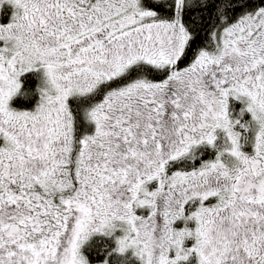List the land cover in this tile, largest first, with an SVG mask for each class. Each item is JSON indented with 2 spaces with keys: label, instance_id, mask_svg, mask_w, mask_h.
I'll use <instances>...</instances> for the list:
<instances>
[{
  "label": "snow or ice",
  "instance_id": "1",
  "mask_svg": "<svg viewBox=\"0 0 264 264\" xmlns=\"http://www.w3.org/2000/svg\"><path fill=\"white\" fill-rule=\"evenodd\" d=\"M0 264H264V0H0Z\"/></svg>",
  "mask_w": 264,
  "mask_h": 264
}]
</instances>
